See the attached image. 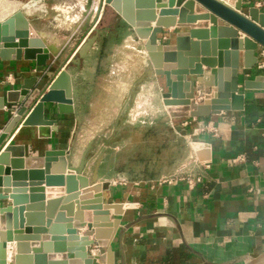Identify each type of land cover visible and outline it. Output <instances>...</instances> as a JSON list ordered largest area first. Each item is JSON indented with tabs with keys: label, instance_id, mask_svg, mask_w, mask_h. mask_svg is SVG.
I'll return each mask as SVG.
<instances>
[{
	"label": "water",
	"instance_id": "obj_1",
	"mask_svg": "<svg viewBox=\"0 0 264 264\" xmlns=\"http://www.w3.org/2000/svg\"><path fill=\"white\" fill-rule=\"evenodd\" d=\"M92 1L86 0V14ZM104 2L144 42L148 75L163 80L169 119L242 112L246 103L240 87L264 90V72L254 80L242 77L243 71L257 67L264 50V12L254 7L264 0H101V6ZM170 29L175 30L174 44L163 40ZM98 39L95 34L83 40L75 49L76 59L66 60L47 88H37L38 78H33L0 98V110L6 104L17 106L0 134V201L5 203L0 210V264H111L112 242L125 211L121 204L104 203L102 184L83 174L85 159L73 167L65 150L31 157L23 146L9 143L21 126L51 139L58 132V117L74 115L73 81L66 68L69 63L80 68ZM60 53L46 50L21 11L0 24L3 62H34L36 72L43 74ZM196 93L203 94L201 104ZM208 154L196 151L201 162L209 160ZM83 229L87 231L80 234ZM93 246L105 251L93 254ZM263 260L264 254L248 264Z\"/></svg>",
	"mask_w": 264,
	"mask_h": 264
},
{
	"label": "crops",
	"instance_id": "obj_2",
	"mask_svg": "<svg viewBox=\"0 0 264 264\" xmlns=\"http://www.w3.org/2000/svg\"><path fill=\"white\" fill-rule=\"evenodd\" d=\"M254 7L264 12V3H254ZM112 14L120 20L123 34L130 37V45L140 40L113 10ZM167 33L166 43L174 44L175 30ZM58 59L52 60L57 67L46 78L36 72L34 62L0 60V98H5L9 91H20L24 82L33 78L38 81L44 78L41 84H50L68 58L60 63ZM136 68L139 73V65ZM97 69L100 71L99 65ZM68 72L73 81L75 113L58 117V132L52 133L51 139H40L34 127H19L9 143L23 146L27 156H44L49 150H65L70 154V137L78 125L81 105L76 95V75ZM254 72L243 71V80H254L258 75ZM9 75L16 78L15 84L3 86ZM157 79L163 82L155 76L149 81L154 85ZM132 84L126 85L129 92ZM240 92L245 95L244 111L185 120L168 118L161 95L166 120L174 130L184 128L194 134L197 143L203 145L198 151H208L209 160L199 161L195 149L190 155L194 173L201 176V181L193 186L175 181L146 182L123 191L104 189V203L121 204L125 211L112 242L111 264H248L264 254V90L246 91L240 87ZM130 93L132 97L141 94L139 89ZM195 99L201 104L203 94L196 93ZM9 107L6 104L0 110V134L10 119ZM121 110L122 105L118 108ZM45 116L51 118V112L47 111ZM69 162L73 167L80 163ZM111 217L114 219L113 213ZM122 231L124 235L119 239ZM91 248L95 254L105 251L96 246Z\"/></svg>",
	"mask_w": 264,
	"mask_h": 264
},
{
	"label": "rangeland",
	"instance_id": "obj_3",
	"mask_svg": "<svg viewBox=\"0 0 264 264\" xmlns=\"http://www.w3.org/2000/svg\"><path fill=\"white\" fill-rule=\"evenodd\" d=\"M32 1L0 0V22L13 12L28 13L27 18L38 31L56 35L64 42L59 63L67 58L76 59L75 49L81 42L99 35L81 67L71 63L67 67L76 75V95L81 105L78 125L70 137L68 159L80 163L85 159L83 174L92 183L122 191L146 182H160L163 178L191 177L195 171L190 155L198 148L196 137L184 128L174 130L166 120L161 105L165 89L158 79L154 85L149 81L153 76L148 75L150 63L143 42L136 40L129 44L130 37L123 34L121 22L109 6L100 19L94 18L101 0H95L92 12L87 14L86 0H48L34 7ZM167 34L164 41L168 40ZM263 53L264 50L259 55L260 63L264 62ZM54 61L43 73L44 78L54 73L57 67ZM98 65L100 71L96 70ZM138 65L139 73H136ZM254 71L260 74L264 69L256 67ZM138 77H142L139 79L142 83L132 84ZM44 78L38 81L37 88L40 85L47 88L49 83L41 84ZM15 82L16 78L9 75L3 86L11 87ZM131 84L134 93L139 89L138 97H132V89L128 91L126 85ZM120 105L122 110L118 111ZM8 110L11 119L17 106ZM91 251L94 252L92 248Z\"/></svg>",
	"mask_w": 264,
	"mask_h": 264
},
{
	"label": "built area",
	"instance_id": "obj_4",
	"mask_svg": "<svg viewBox=\"0 0 264 264\" xmlns=\"http://www.w3.org/2000/svg\"><path fill=\"white\" fill-rule=\"evenodd\" d=\"M37 2H39L38 4H41L42 2H43V0H38ZM101 4V3H100ZM107 5L105 4V3H103L102 4V6H101V8H100V10H98L97 9V12L95 13V16H94V18H98V19H100L101 18V16H102V13H103V11H104V9H105V7H106ZM91 12H92V10H90ZM98 11H99V13H98ZM16 13V12H15ZM14 12L12 13V15H10V16H8V19L10 18V17H12L14 14H15ZM1 23V22H0ZM93 28H95V27H93ZM262 56L264 57V53L262 54ZM257 68L258 69H264V62L263 63H258V65H257ZM185 120V119H184ZM183 126H185V124L183 125ZM204 130H207V129H204ZM213 134L214 135H216V131H213ZM198 145V148L197 149H195L196 151H198L199 149H201L202 147H203V145L201 144H197ZM175 181H183V182H187L189 185H195V184H197V183H199L200 181H201V176L200 175H197L196 173H194V172H192V174H191V177L189 176V177H186V178H182V177H180V176H173V177H170V178H168V179H165V178H163L161 181H160V183H164V184H172L173 182H175ZM5 206V203H3V202H1L0 201V210L3 208Z\"/></svg>",
	"mask_w": 264,
	"mask_h": 264
},
{
	"label": "bare ground",
	"instance_id": "obj_5",
	"mask_svg": "<svg viewBox=\"0 0 264 264\" xmlns=\"http://www.w3.org/2000/svg\"><path fill=\"white\" fill-rule=\"evenodd\" d=\"M37 1L38 0L32 1V7H34L33 5H35V6L39 5L38 4L39 2H37ZM94 2L96 5L95 0L92 1L93 4H94ZM93 4H92V6H93ZM91 10H92V8H91ZM4 22H2V23H4ZM37 33H38V31H37ZM38 35L42 39V41L45 43L46 50L53 55H58L61 52L62 48L65 46L64 42L56 35H53L51 33L41 32V31L38 33ZM102 186H103V189H106L108 187L106 184H102ZM93 254H95V253H93ZM260 264H264V260Z\"/></svg>",
	"mask_w": 264,
	"mask_h": 264
}]
</instances>
